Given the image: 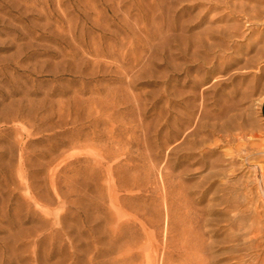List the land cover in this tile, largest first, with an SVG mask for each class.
<instances>
[{
  "label": "rangeland",
  "instance_id": "rangeland-1",
  "mask_svg": "<svg viewBox=\"0 0 264 264\" xmlns=\"http://www.w3.org/2000/svg\"><path fill=\"white\" fill-rule=\"evenodd\" d=\"M263 18L264 0H0V264H237L223 194L264 171ZM240 117L238 155L219 128Z\"/></svg>",
  "mask_w": 264,
  "mask_h": 264
},
{
  "label": "bare ground",
  "instance_id": "bare-ground-1",
  "mask_svg": "<svg viewBox=\"0 0 264 264\" xmlns=\"http://www.w3.org/2000/svg\"><path fill=\"white\" fill-rule=\"evenodd\" d=\"M262 20L264 23V18ZM242 116H244V114ZM220 129H221L220 133L223 131L226 134L225 136L227 137L228 140L233 141V142L236 141V144L237 142H240V141H243L245 143V145H240V146H237L236 144H234L235 146H237L235 148V152L238 155L239 153H244V150L248 148L249 144L251 143L250 138H255L257 136L256 131H254L252 128H249L247 122L244 121L243 117L242 119L241 117L240 119L237 118L236 122L235 120H233V118L231 120L228 119L227 121L226 120L222 121L220 123L219 130ZM252 146L254 145L252 144ZM248 161H247V164H248ZM241 164L238 163L235 159L231 158L230 163H229V166H230L229 169L236 171L237 169L244 167L243 164L242 165ZM223 172L224 171H222V173ZM214 173H216L215 169H214ZM260 173H261L260 177L257 174L255 176L247 175V177L244 175L245 180L243 179L242 182L239 181L240 183L235 180L236 185L232 186L231 187L232 189L230 191L226 193L224 192L225 194L223 195L225 196L224 198L222 197L225 200V202L229 204V206H233V208L235 206L236 210L234 211H237L238 218L236 219H238V222L236 219H234L236 220V223H238L236 225L237 226L236 229L238 232V236H236V239L239 242V252L241 251L243 253V255L242 253L238 254L237 264H264L262 261H260V258L262 257H260L261 254H259V249H261V246H262L261 245L262 243H260L259 240L261 238H262V241L264 240V218H262L264 217V214H260L262 210L259 208V206L264 207V194L261 192V187L264 190V171H261ZM252 182H254L255 186L252 184ZM258 209H260L261 212L258 211ZM244 212L249 214V218L245 216ZM248 220L250 221L248 222ZM262 248H264V246ZM255 250H258V253H256V255L254 254V256L253 255L250 256L253 253L252 251L255 252ZM249 252H252V253H250L249 255Z\"/></svg>",
  "mask_w": 264,
  "mask_h": 264
}]
</instances>
